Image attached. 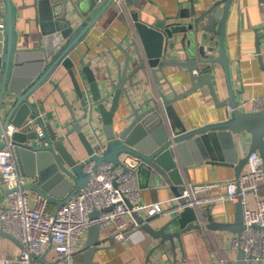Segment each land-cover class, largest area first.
I'll return each instance as SVG.
<instances>
[{"label":"water","instance_id":"obj_1","mask_svg":"<svg viewBox=\"0 0 264 264\" xmlns=\"http://www.w3.org/2000/svg\"><path fill=\"white\" fill-rule=\"evenodd\" d=\"M115 1L36 0L35 23L40 42L38 47H31L30 36L21 38L17 30V15L24 7L15 0H0V17L4 20L0 31V149L5 144V131L10 127L20 129L28 119L33 120L32 126L14 132L11 137L21 173L29 180L26 187L44 195L57 207L85 189L91 175L70 149L76 150L78 142L95 166H122L137 174L141 190L169 187L175 197L184 191L182 171L194 164L231 167L238 178L252 153L257 152L264 159V109H244L238 99L240 91L231 79L226 27L235 0H212L199 11L195 0H190L189 12L181 15L184 20L173 24L164 20L148 24L140 14L146 0H125V8L133 7L128 11L130 33L115 44L124 60L118 62L108 49L116 70L99 67L94 58L86 60V55L79 51ZM76 19L81 21L77 25ZM263 37L264 33L256 29L255 47L262 68ZM166 68L184 69L191 87L180 93L172 87L173 97H168L161 90L159 76L161 72L169 84ZM219 69L226 86L224 98L217 83ZM47 84H52L71 112V122L65 128L45 112L48 98L36 96ZM151 86L155 87L153 98L146 97ZM205 87L216 108L225 109L226 119L189 129L175 103ZM245 134L251 136V145L247 155L241 156L236 136L242 139ZM96 150H101L102 155L95 154ZM3 197L0 192V203ZM178 202L185 200L179 198ZM236 207L231 223L219 222L202 209L199 213L187 207L161 228L151 224L153 217L134 214L138 229L154 240L146 264L151 263V257H171L178 263L179 247L184 250V242L192 232L202 233L203 224L208 231L241 235L245 229L242 197ZM100 214L95 211L90 217L95 219ZM100 233L98 224L90 226L82 264H95L101 249ZM1 236L23 249L20 240L9 232L0 229ZM237 253L233 264H256L246 260L242 250ZM41 261H46L45 256Z\"/></svg>","mask_w":264,"mask_h":264},{"label":"crops","instance_id":"obj_2","mask_svg":"<svg viewBox=\"0 0 264 264\" xmlns=\"http://www.w3.org/2000/svg\"><path fill=\"white\" fill-rule=\"evenodd\" d=\"M36 0H15L16 4L24 7L19 10L17 18L18 34L22 38L29 35L31 47L39 46V32L35 23ZM212 0H195L196 10L209 4ZM143 9L140 10L142 20L148 24H155L158 20L167 21L169 24L180 23L181 15L189 12L190 0H146L142 3ZM122 4L114 3L111 8L105 12L102 19L90 32L85 43L79 46V51L85 56L86 60L94 58L95 64L99 67L115 68L116 62L108 49L118 62L124 60V54L117 50L115 44L119 43L128 35V25L131 23L128 11ZM3 11V3L0 2V12ZM231 15L227 22L226 47L231 65V79L237 90L240 91L238 99L245 102L246 99L262 97L264 95V68L258 59L256 43V29L264 33V1L259 0H235ZM81 21L76 19L75 24ZM23 41V39H22ZM261 55L264 61V37L260 42ZM116 70V68H115ZM167 84L162 73H159L162 83L161 90L168 97H173L172 87L177 92H183L191 87L189 75L182 68L165 69ZM217 83L220 85L221 97H226V86L222 71L218 70ZM52 84H47L37 93V97L48 98L45 112L50 117L55 118V122L61 127H67L71 122L70 110L62 104V101ZM146 97L153 98L155 87L149 88ZM175 107L181 119L189 129L200 127L211 122L225 120V109H217L214 101L211 99L208 88L198 91L193 95L175 103ZM251 105L248 110H251ZM76 138L75 136L73 137ZM76 140V139H75ZM238 151L241 156H246L251 145V136L246 135L240 139L236 136ZM75 158L80 160L87 159L85 149L77 143L76 150L70 148ZM245 172V170H243ZM186 182L212 183L213 181L228 182L237 178L236 171L233 168L210 165L207 163L194 164V166L182 171ZM141 203L162 202L167 204L168 199L175 197L169 187H160L159 189H142ZM224 186L221 189L216 188L212 196L225 193ZM264 197V187L262 189ZM57 208L56 204L50 203V209ZM208 216L219 222L231 223L234 221L237 211L236 203L224 200H216L211 205L202 206ZM208 208V209H207ZM146 218H154L151 224L156 228L173 219L174 214L154 216L150 209H145L141 213ZM207 222V219H206ZM114 228H109L112 232ZM129 232V241L115 244L108 249L101 248L95 257V264H146L148 252L153 247V238L144 230H134ZM236 234L221 231H208L198 233L192 232L185 240V247L182 251L179 247L177 253V262L173 258L164 257L159 260L157 257H151L149 264H221L219 258L222 256L232 262L237 257V252L232 249L231 240ZM22 248L12 240L0 237V258H13L17 256ZM79 262H83V256L77 255ZM235 263V261H234Z\"/></svg>","mask_w":264,"mask_h":264},{"label":"built area","instance_id":"obj_3","mask_svg":"<svg viewBox=\"0 0 264 264\" xmlns=\"http://www.w3.org/2000/svg\"><path fill=\"white\" fill-rule=\"evenodd\" d=\"M124 2L115 1L123 6ZM3 28L4 20L0 17V31ZM243 104L244 109L248 110L251 105L252 111H261L264 95L246 99ZM32 123L33 120L28 119L22 128L10 127L2 136L5 144L0 149V192L4 197L0 203V229L20 240L23 249L13 258H0V264H82L77 255L83 256L88 231L93 224L101 228L98 245L108 249L130 240L129 232L139 228L133 215H142L145 209H150L154 216L178 215L187 207L200 213L202 206L216 200L237 203L240 197L245 229L241 235L232 237V249L242 250L248 261L264 263V159L259 153H252L245 172L228 182L192 184L185 181L182 195L168 199L166 205L162 202L141 203L142 191L134 171L113 163L95 166L88 158L82 160L85 172L91 175L87 187L65 205L51 210L48 198L26 187L29 180L21 173L11 140L14 132L30 127ZM95 154L102 155V151L96 150ZM223 186L225 193L212 196L213 190ZM248 195H252L249 201ZM179 198L185 202L179 203ZM111 206H114L111 210L103 212ZM95 211L101 214L92 219L90 215ZM109 228L114 229L110 232ZM203 231L208 232L204 224ZM42 256H45V262L41 261ZM219 260L221 264H233L224 256Z\"/></svg>","mask_w":264,"mask_h":264},{"label":"rangeland","instance_id":"obj_4","mask_svg":"<svg viewBox=\"0 0 264 264\" xmlns=\"http://www.w3.org/2000/svg\"><path fill=\"white\" fill-rule=\"evenodd\" d=\"M251 199H252V195H248L247 200L249 201Z\"/></svg>","mask_w":264,"mask_h":264},{"label":"bare ground","instance_id":"obj_5","mask_svg":"<svg viewBox=\"0 0 264 264\" xmlns=\"http://www.w3.org/2000/svg\"><path fill=\"white\" fill-rule=\"evenodd\" d=\"M263 263V262H262Z\"/></svg>","mask_w":264,"mask_h":264}]
</instances>
